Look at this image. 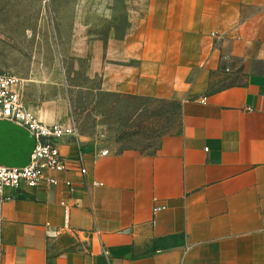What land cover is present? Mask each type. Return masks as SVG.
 Instances as JSON below:
<instances>
[{
  "label": "crops",
  "instance_id": "obj_1",
  "mask_svg": "<svg viewBox=\"0 0 264 264\" xmlns=\"http://www.w3.org/2000/svg\"><path fill=\"white\" fill-rule=\"evenodd\" d=\"M127 4L123 37L76 28L74 55L103 91L176 103L178 123L153 152L63 139L58 185L6 190L0 264H264V0ZM35 89L42 121L70 122L62 92Z\"/></svg>",
  "mask_w": 264,
  "mask_h": 264
},
{
  "label": "rangeland",
  "instance_id": "obj_2",
  "mask_svg": "<svg viewBox=\"0 0 264 264\" xmlns=\"http://www.w3.org/2000/svg\"><path fill=\"white\" fill-rule=\"evenodd\" d=\"M128 12L127 0H0V73L19 78L24 99L31 84L50 97L62 92L88 145L153 152L175 129L177 104L103 91L73 50L76 28L92 38L123 37Z\"/></svg>",
  "mask_w": 264,
  "mask_h": 264
},
{
  "label": "built area",
  "instance_id": "obj_3",
  "mask_svg": "<svg viewBox=\"0 0 264 264\" xmlns=\"http://www.w3.org/2000/svg\"><path fill=\"white\" fill-rule=\"evenodd\" d=\"M206 103L207 98L201 100ZM0 118L8 119L26 127L36 138V144L30 164L26 167L0 166V205L9 196L7 189L22 191L26 188L52 187L60 183L55 173L68 168L69 160L59 149L63 139H78L80 133L74 122L67 124H48L42 121L25 102L19 78L9 72L0 73ZM107 150L101 152L105 155ZM83 174L87 170L81 169ZM72 189L73 184L65 181ZM97 185V182L93 183ZM164 208L157 206L155 210Z\"/></svg>",
  "mask_w": 264,
  "mask_h": 264
},
{
  "label": "water",
  "instance_id": "obj_4",
  "mask_svg": "<svg viewBox=\"0 0 264 264\" xmlns=\"http://www.w3.org/2000/svg\"><path fill=\"white\" fill-rule=\"evenodd\" d=\"M35 144V136L26 127L0 118V166H28Z\"/></svg>",
  "mask_w": 264,
  "mask_h": 264
},
{
  "label": "trees",
  "instance_id": "obj_5",
  "mask_svg": "<svg viewBox=\"0 0 264 264\" xmlns=\"http://www.w3.org/2000/svg\"><path fill=\"white\" fill-rule=\"evenodd\" d=\"M178 108V112L180 110V106L177 105ZM176 237L174 236H170L166 239L165 244L163 245L164 247H171V246H175L177 244V241L175 240Z\"/></svg>",
  "mask_w": 264,
  "mask_h": 264
}]
</instances>
